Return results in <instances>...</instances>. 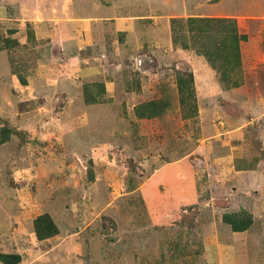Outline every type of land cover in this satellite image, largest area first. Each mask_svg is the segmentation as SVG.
<instances>
[{
  "label": "rangeland",
  "instance_id": "obj_1",
  "mask_svg": "<svg viewBox=\"0 0 264 264\" xmlns=\"http://www.w3.org/2000/svg\"><path fill=\"white\" fill-rule=\"evenodd\" d=\"M262 141L264 0H0L15 264H264ZM244 210V231L222 220Z\"/></svg>",
  "mask_w": 264,
  "mask_h": 264
},
{
  "label": "trees",
  "instance_id": "obj_2",
  "mask_svg": "<svg viewBox=\"0 0 264 264\" xmlns=\"http://www.w3.org/2000/svg\"><path fill=\"white\" fill-rule=\"evenodd\" d=\"M176 19L178 18H174L172 17L170 19V21L173 23L176 21ZM179 20V19H178ZM194 21L198 22V21H204L208 26H206V28H210L213 21H219V23H224V22H230L229 19L223 18L221 20H210L209 18H205V17H201V18H196L194 19ZM211 22V23H210ZM171 30L173 31V35H172V42L176 43V36L174 35V27L171 28ZM233 43L235 44L237 42L236 37H233ZM181 41V40H180ZM5 48H7L8 44H13L15 41L11 38H5ZM222 44V47H224V45L226 44V40L225 39H218L216 45L214 46V49L212 46H208L207 44L205 45L206 49H207V54L209 56L208 60L211 61L212 65L215 67L216 64L214 61H212L213 57L216 55H218V57H222L223 55L221 54V52H219L220 49V45ZM181 46L182 48H187V44H185V42L181 41ZM206 53V52H205ZM237 57L239 56V54L236 55ZM228 63L230 62L227 61ZM15 72V70H14ZM18 78H20V82L22 84L26 83V80L24 78H22L21 76H19ZM181 91V90H180ZM38 223L36 222V225L39 224L41 221H45L44 217H40L38 218ZM222 220L226 223H228L232 230L234 231H244L246 230L252 223V216L250 213L245 212V210L241 213H237V212H231V213H224L222 215ZM41 225V224H40ZM39 228H36V235L38 238H43L46 237L50 234H52V231H44L43 228H41V226H38ZM19 259V256L17 254H13V253H0V262L3 264H15Z\"/></svg>",
  "mask_w": 264,
  "mask_h": 264
},
{
  "label": "crops",
  "instance_id": "obj_3",
  "mask_svg": "<svg viewBox=\"0 0 264 264\" xmlns=\"http://www.w3.org/2000/svg\"><path fill=\"white\" fill-rule=\"evenodd\" d=\"M6 62H8V60H7V56H6ZM7 69H9V65L7 66ZM249 144H251V143H249ZM252 145H253V142H252ZM260 152H262V151H264V141H262V143L260 144ZM242 154H243V152H242ZM238 155L239 156H244L245 158L244 159H240V158H237L236 159V164H253V161L251 162V160H252V155H247V153H246V151H245V154H243V155H240V151L238 152ZM254 159H256V158H254ZM261 158L259 157L258 158V161L260 160ZM257 160V159H256ZM172 165V164H171ZM181 164H179V166H180ZM176 167V166H175ZM181 169V168H180ZM182 169L183 170H185V168L184 167H182Z\"/></svg>",
  "mask_w": 264,
  "mask_h": 264
}]
</instances>
